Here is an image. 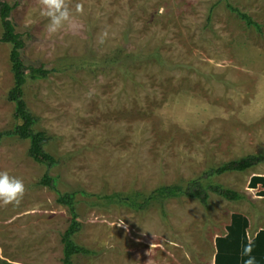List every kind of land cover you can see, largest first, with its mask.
Segmentation results:
<instances>
[{
  "label": "rangeland",
  "instance_id": "374dc122",
  "mask_svg": "<svg viewBox=\"0 0 264 264\" xmlns=\"http://www.w3.org/2000/svg\"><path fill=\"white\" fill-rule=\"evenodd\" d=\"M3 1L15 5L25 64L58 69L28 76L24 86L34 128L51 137L46 149L57 164L29 156L28 139L3 136L0 172L25 191L19 204H0V258L64 264L70 214L57 198L76 192L82 227L74 240L95 254L76 255L74 264H210L216 235L244 202L213 191L208 207L172 198L163 220L156 207L94 205L80 191H150L264 153V0H66L71 22L52 36L40 0ZM11 49L0 41L2 132L18 123L7 98ZM46 174L55 189L39 183ZM250 174L227 171L211 181L241 189Z\"/></svg>",
  "mask_w": 264,
  "mask_h": 264
},
{
  "label": "trees",
  "instance_id": "16d2710c",
  "mask_svg": "<svg viewBox=\"0 0 264 264\" xmlns=\"http://www.w3.org/2000/svg\"><path fill=\"white\" fill-rule=\"evenodd\" d=\"M228 7L237 12L248 25L258 24L247 14L239 9L227 4ZM15 5L0 0V21L3 28L1 42L10 43L12 46L10 60L14 75V86L8 93V100L15 105L14 116L18 123L9 131H0V143L4 135L18 136L21 139L30 141L29 156L36 162L47 165L49 167L57 164L56 158L47 151L46 147L50 142V136L45 131H37L34 126L38 119L28 109L24 99V86L27 82V77L33 79L47 78L50 73L58 71L57 68L49 69L45 65L39 66L26 65L22 56V51L25 48V42L20 33L16 31L15 24L11 20V12ZM264 163V153L250 154L242 158L223 162L216 167H212L202 173V175L190 179L181 180L170 185L161 184L160 186L150 190H131L129 192H113L111 194L91 193L80 191V193L88 199L89 203L94 205L111 206L121 205L126 206L136 212H145L150 207H156L163 220L167 219L168 212L166 202L172 198L182 196L197 198L205 206H209L210 193L213 191L219 196L229 201H239L243 198V194L231 187L223 184L212 182V177L222 174L227 171L245 172L250 168ZM41 185L50 188H56V178L46 174L39 182ZM76 192H66L59 194L58 203L67 207L70 214V223L63 234L62 242L64 244V264H74L73 258L76 255H94L95 252L86 246L78 244L74 240V236L81 230V222L78 220L76 208ZM0 264H13L0 258Z\"/></svg>",
  "mask_w": 264,
  "mask_h": 264
},
{
  "label": "crops",
  "instance_id": "0c3cea01",
  "mask_svg": "<svg viewBox=\"0 0 264 264\" xmlns=\"http://www.w3.org/2000/svg\"><path fill=\"white\" fill-rule=\"evenodd\" d=\"M258 168V172L253 171ZM251 170L247 184L236 189L243 194L239 201L245 203L230 213L222 231L216 235L213 243V255L210 264H244L247 257H242V246L252 242V255L256 264H264V165H257Z\"/></svg>",
  "mask_w": 264,
  "mask_h": 264
},
{
  "label": "clouds",
  "instance_id": "9594fccd",
  "mask_svg": "<svg viewBox=\"0 0 264 264\" xmlns=\"http://www.w3.org/2000/svg\"><path fill=\"white\" fill-rule=\"evenodd\" d=\"M76 10L77 12L81 10L80 5H77ZM39 15L47 20L45 28L50 36L56 35L66 24L71 22V14L66 0H40ZM24 191L25 186L21 180L9 175L7 171L0 172V204H19ZM252 248L251 241L242 246L241 256L247 257L244 264H256Z\"/></svg>",
  "mask_w": 264,
  "mask_h": 264
}]
</instances>
